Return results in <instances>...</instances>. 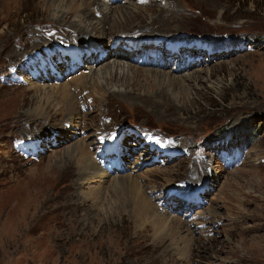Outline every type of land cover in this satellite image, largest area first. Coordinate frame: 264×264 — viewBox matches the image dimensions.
Returning <instances> with one entry per match:
<instances>
[{"label":"rangeland","instance_id":"obj_1","mask_svg":"<svg viewBox=\"0 0 264 264\" xmlns=\"http://www.w3.org/2000/svg\"><path fill=\"white\" fill-rule=\"evenodd\" d=\"M92 1L0 0V264H264V0H103L107 35ZM75 24L104 52L43 74L76 99L79 129L63 131L64 108L26 116L29 82L56 56L50 35L84 49ZM115 58L125 69L105 81ZM82 74L105 93L76 86ZM73 144L103 174L80 180ZM130 174L141 213L114 180Z\"/></svg>","mask_w":264,"mask_h":264},{"label":"bare ground","instance_id":"obj_2","mask_svg":"<svg viewBox=\"0 0 264 264\" xmlns=\"http://www.w3.org/2000/svg\"><path fill=\"white\" fill-rule=\"evenodd\" d=\"M58 1H60V0H49V3H51V5H52L54 3H57ZM76 5H77V3H76ZM106 5H108V2L103 1V0H93L92 4H90L92 10H95V12L98 11V14H100L101 17L99 19L102 18V22L98 21V23H97L101 26V29L99 27L93 28L92 31H95L96 33L97 32L100 33L102 31V34H104V35H107V33H108V32L106 33L104 31V29H106L107 26H111V24H112V28H116V26H117L116 25L117 21L114 22L115 24L112 23V18L109 14V11L106 10V8H108V7H106ZM74 6H75V2H74ZM71 13H73V12H71ZM124 16H127V14L123 12V17ZM65 17L66 16L63 14L62 19H65ZM66 18H68V17H66ZM84 18L88 19V21L90 19H92L91 21L94 20V17H91L89 15V13L85 14ZM91 23H93V22H91ZM113 25H114V27H113ZM72 29H73V32L70 34L71 40L72 41L76 40L77 42L84 44L83 46H85V47H84V49L82 48L83 50L79 49L75 44H67L65 42V40L63 43V41L61 39H59V38L57 39V38L52 37L50 35V37H49L50 43L48 45L50 48L52 45H56V49H53V50H55L54 52H56V56L49 55L50 54L49 51H47V54H45V56L44 55L42 56V58L44 57L43 59L40 58L42 60L37 59V57H40V55H41L37 51H35V53L31 52L29 54L22 56L23 60H25L26 63H30L29 61H33V63H34L35 62L34 60L37 59L38 61H36V64L33 66V68H34L33 70H35V72H41L39 74L43 76V77H40L41 79L38 80L37 82L35 81L36 83L29 82V83H31V88L36 92L35 96H36L37 104L32 109L27 111L26 116H29V119L34 118L35 120L32 121L34 123L37 121V119H42V120L43 119H49L48 114H47L48 108L52 107V108L56 109V115H58L57 112H60L64 108V110H66V113H67L66 122H64L61 125V129H58V130H63V131H65V128L70 126V125L72 126V129L74 131L75 130L78 131V129H79L77 118H79L80 116H79L78 107L76 106V99L69 89V84L65 83V84L52 85L50 83V80L49 81L45 80L47 77H45V75H43V74L50 71V64H51L52 69L55 68V65L53 63L54 62L53 57H56V69H57L58 68L57 67L58 62L60 61V62L66 63L67 59H70L72 62H77L80 59V57L90 58V61H91V59L95 60L99 57L94 58L92 56H94V54H96V53L98 56V54H99L98 52L99 51L102 52L101 49H103L102 46H101L102 48L101 47H98V48L95 47L94 50L90 49L91 46H89V43H91L92 39L90 40V39H88V37L90 38V36H92V33L88 32V30L85 29V27L83 28V27H80L79 25L75 24L72 26ZM64 38H66V40H67L69 37L66 35V36H64ZM86 41H89V43L86 44ZM62 46H65V47L63 48ZM111 49H112V47H111ZM108 54L111 56L120 57V56H118L119 53L117 51H111V52L109 51ZM15 56H13V57H15ZM65 56H68V57H65ZM103 56H105V55H103ZM112 63L114 65L113 69L109 70L110 68H108V70L103 72V74H104L103 77L101 75V77L104 78L105 81H107L108 78H110V80H113V78L117 79V77L119 75H122L121 70L123 67H125V65L123 64V67H120L121 65H119V63L120 64H122V63L120 61L118 62V60L116 58L113 60ZM116 66L120 70H118L116 68ZM115 68H116V71L114 70ZM128 68H129L128 70H130V65L128 66ZM89 69L92 70V67H90ZM123 69H125V68H123ZM33 70L31 71V76H33V78L39 77L36 75L34 76ZM132 73H134L132 80H135L136 78H138V76H141V73L139 70H135ZM87 78H88V76H87ZM87 78L83 77V74H82V75H79V76L73 78L72 81L78 87L81 86L83 88H87V86L90 85L94 92H101L103 94L105 93L104 89L102 88V86L100 84L96 85L95 79L93 78V76L89 80H87ZM153 79L155 81H157L158 78L155 77ZM159 81H161V80H158V82ZM173 83H174L173 79H171V80L165 79L164 82H159V84L161 86H165V87L171 86V84H173ZM120 94H115V95L121 96ZM162 94H164V93H162ZM58 130L53 128V130H51V132H56ZM32 143H33V140H32ZM68 155L70 156V158H73V161L77 162V164H78V167L80 170L79 171L80 180H89V179H92L93 177H95L99 174H103L100 171V166L98 164H96L95 161L92 160V158L89 155H87V153L85 152L83 144L79 145V146L76 144H73L71 146V148H69ZM54 167L56 168V166H52V168H54ZM69 167H71V166H69V165L66 167L64 166V168L62 170L64 172H66ZM64 172L62 173L63 175L65 174ZM114 180L118 184L119 183H121V185L123 184V186L126 187L125 190H127L128 193H130L132 195L131 198L132 199L135 198V204L139 207L140 213L143 212L145 210V208H148L149 206H151L150 201L146 197H144V193H143L141 187L136 182V179H134L133 176H131V174L128 176H116V178H114ZM150 212H152V211H150ZM159 220H162L160 222V223H162V225L159 224L160 227L156 228V230H160L161 232L164 233V235H166L167 234L166 233L167 229L165 228L166 220L161 219V218H159Z\"/></svg>","mask_w":264,"mask_h":264}]
</instances>
